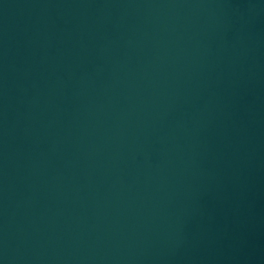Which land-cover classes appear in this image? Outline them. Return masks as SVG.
Returning <instances> with one entry per match:
<instances>
[{"label": "water", "instance_id": "obj_1", "mask_svg": "<svg viewBox=\"0 0 264 264\" xmlns=\"http://www.w3.org/2000/svg\"><path fill=\"white\" fill-rule=\"evenodd\" d=\"M0 264H264V0H0Z\"/></svg>", "mask_w": 264, "mask_h": 264}]
</instances>
